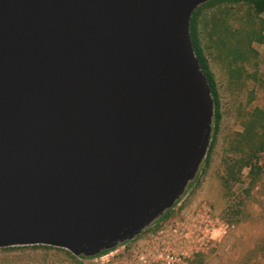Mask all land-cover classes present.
I'll use <instances>...</instances> for the list:
<instances>
[{
  "label": "water",
  "instance_id": "1",
  "mask_svg": "<svg viewBox=\"0 0 264 264\" xmlns=\"http://www.w3.org/2000/svg\"><path fill=\"white\" fill-rule=\"evenodd\" d=\"M209 1L0 0V249L95 258L186 195L213 136Z\"/></svg>",
  "mask_w": 264,
  "mask_h": 264
},
{
  "label": "rangeland",
  "instance_id": "2",
  "mask_svg": "<svg viewBox=\"0 0 264 264\" xmlns=\"http://www.w3.org/2000/svg\"><path fill=\"white\" fill-rule=\"evenodd\" d=\"M191 21L221 120L186 195L156 227L106 255L14 247L0 249V264H138L143 247L159 249L166 228L181 242L168 252L176 264H264V14L247 1L211 0Z\"/></svg>",
  "mask_w": 264,
  "mask_h": 264
},
{
  "label": "trees",
  "instance_id": "3",
  "mask_svg": "<svg viewBox=\"0 0 264 264\" xmlns=\"http://www.w3.org/2000/svg\"><path fill=\"white\" fill-rule=\"evenodd\" d=\"M243 1H247V2L251 3V6L254 8V11H255V13L257 15H263L264 14V0H243ZM194 15H195V13H194ZM192 20H193V17H192ZM191 36H192V42H193L195 53H196V55H197V57H198V59L200 61V65L202 67V70L205 73V75H206V77L208 79V82H209V84L211 86L212 96H213L214 105H215L214 122H215L216 127H217L218 123L221 120V114H220V111H219L220 104H219V99H218L217 87H216L213 75L209 71L207 60L205 59V57H204V55L202 53V50H201V48H200V46L198 44V41L196 40L195 34L193 32V22L192 21H191ZM216 131H217V128L213 127V135H214V137L216 135ZM257 136H259V135H257ZM199 174H198V177H199ZM192 184H191V186H192ZM20 248H24V247H20ZM32 248H52V247L34 246ZM109 252H111V251L104 252L100 256L106 255ZM81 258H83V257H81Z\"/></svg>",
  "mask_w": 264,
  "mask_h": 264
},
{
  "label": "built area",
  "instance_id": "4",
  "mask_svg": "<svg viewBox=\"0 0 264 264\" xmlns=\"http://www.w3.org/2000/svg\"><path fill=\"white\" fill-rule=\"evenodd\" d=\"M161 235V236H160ZM159 237H164V234H161L160 232ZM174 235H171L170 237L162 238L163 243L159 247L158 250L150 251L149 247H143L142 251L139 253V259L138 264H150V262L158 263V264H176L180 263V259H177L174 255L168 253L169 249H174V247L181 242L175 240ZM172 238V239H171ZM168 239V240H167ZM167 244V245H165ZM163 249V250H161ZM155 258L154 261H151V259ZM164 259V261H162Z\"/></svg>",
  "mask_w": 264,
  "mask_h": 264
},
{
  "label": "flooded vegetation",
  "instance_id": "5",
  "mask_svg": "<svg viewBox=\"0 0 264 264\" xmlns=\"http://www.w3.org/2000/svg\"><path fill=\"white\" fill-rule=\"evenodd\" d=\"M179 203V202H178ZM175 207V206H174ZM173 207V208H174ZM172 208V209H173ZM171 209V210H172ZM171 210L166 214V215H164L160 220H158L154 225H152L150 228H148L146 231H144L141 235H139L137 238H135V239H133L132 241H129V242H127V243H125V244H123V245H128V244H130L131 242H134L136 239H138L140 236H142L144 233H146L149 229H151V228H153V227H156V225L159 223V221H161L163 218H165L170 212H171ZM164 221H162L161 223H163ZM166 225V224H165ZM164 225V226H165ZM159 226V225H158ZM170 230L169 229H162V230H159V235H160V232H161V234H164V237H161V238H166V237H170L171 235H172V233H170L169 232ZM173 233H175V234H177V230H173L172 231ZM161 236V235H160ZM156 238H158L157 236H155ZM172 239V238H171ZM168 240V239H167ZM123 245H120V246H123ZM119 246V247H120ZM118 248V247H117ZM116 248V249H117Z\"/></svg>",
  "mask_w": 264,
  "mask_h": 264
}]
</instances>
